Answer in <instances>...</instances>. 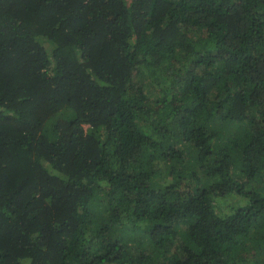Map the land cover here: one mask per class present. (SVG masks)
I'll list each match as a JSON object with an SVG mask.
<instances>
[{
  "label": "trees",
  "instance_id": "16d2710c",
  "mask_svg": "<svg viewBox=\"0 0 264 264\" xmlns=\"http://www.w3.org/2000/svg\"><path fill=\"white\" fill-rule=\"evenodd\" d=\"M0 264H264V0H0Z\"/></svg>",
  "mask_w": 264,
  "mask_h": 264
},
{
  "label": "rangeland",
  "instance_id": "374dc122",
  "mask_svg": "<svg viewBox=\"0 0 264 264\" xmlns=\"http://www.w3.org/2000/svg\"><path fill=\"white\" fill-rule=\"evenodd\" d=\"M221 201H222V200H221ZM222 203H224V204H222ZM232 203H233L232 201H226V202L222 201V202H220V205H221V206H226V205H230V204L232 205ZM223 208H224V207H223Z\"/></svg>",
  "mask_w": 264,
  "mask_h": 264
}]
</instances>
